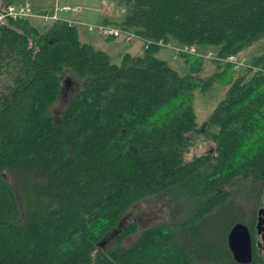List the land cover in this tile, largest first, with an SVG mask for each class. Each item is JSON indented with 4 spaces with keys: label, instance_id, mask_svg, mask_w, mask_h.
Instances as JSON below:
<instances>
[{
    "label": "trees",
    "instance_id": "1",
    "mask_svg": "<svg viewBox=\"0 0 264 264\" xmlns=\"http://www.w3.org/2000/svg\"><path fill=\"white\" fill-rule=\"evenodd\" d=\"M18 1L0 0V13ZM117 1L125 18L105 22L143 44L219 59L260 45L246 66L213 60L203 78L205 58L170 49L174 68L159 45L114 63L66 21L0 25V264H241L228 243L238 224L251 237L247 264H264V0ZM67 79L77 87L66 98ZM215 85L229 89L202 131L195 94ZM198 133L214 150L188 158ZM151 198L178 216L122 226Z\"/></svg>",
    "mask_w": 264,
    "mask_h": 264
},
{
    "label": "rangeland",
    "instance_id": "2",
    "mask_svg": "<svg viewBox=\"0 0 264 264\" xmlns=\"http://www.w3.org/2000/svg\"><path fill=\"white\" fill-rule=\"evenodd\" d=\"M19 1H21V0H19ZM31 1H32V5H33L34 11H35V13L34 12L33 13L36 16L37 15H43V16H50L51 17V16L56 14V10L58 9L59 16L61 18H65V17H62L63 15H71V14H74L75 12H77L81 9L83 10L85 5L86 6L87 5H95L99 2V0H31ZM101 2H102L101 11H103V10L107 11L108 9L116 10V15L118 18V19H116L117 20L116 22L121 23L120 20L123 19L126 16V13L128 12L126 5L120 4L117 0H107V1L101 0ZM81 3H83L84 6ZM65 8H70L69 14L61 12V10L65 9ZM102 18H103V22H101L100 25L117 27L113 24H110V23L107 24L106 22H104L107 20V18H106V16H104V14L102 12H100L99 13V20ZM67 19H69V18H67ZM33 20H36V22ZM33 20H32V22L35 23V25L36 24L38 25V28L40 31H46L51 25V22L45 23L43 20H41L39 18H35ZM72 23H75L72 26L80 24L77 22H72ZM84 27L87 28L89 32L101 34V33H98L97 31H91L90 27H88V26H84ZM118 28H120V27H118ZM121 29H123V28H121ZM122 38L124 39L125 42L126 41L127 42L132 41V40H127L124 37H119L116 39L123 40ZM84 41L86 42V40H84ZM259 45H260V43H257L253 47H251L250 49L244 51L239 56H235V57L239 60L245 59V65L244 66H246L247 60H249L250 57L257 52ZM95 47L98 50L102 49L101 46H95ZM115 47H119L120 51H122V52L124 51L123 46L114 45V46H111L109 48L111 50V52L114 50ZM164 49L161 50V52L159 54L160 58L168 61L174 68L178 67L180 65L179 64V58H177L176 55H174V58H171V56H170L171 50L170 49L164 50ZM103 51L106 52L107 50H103ZM115 51H117V52H112L113 55L111 58H112V61L114 63H119L121 57L118 55L119 54L118 50H115ZM132 51H134V50H132ZM198 52H200L203 55H207L209 53H212V52H201L200 50H198ZM139 54H140V52H138V51L132 52V55H134V56H138ZM229 58L230 57H228L226 59H229ZM214 60L218 61V57L215 56ZM212 61L213 60H211V59L205 58V63H204L205 68H204L203 73L201 74V76L203 78H208V77L214 75L215 72L217 71V65H215ZM233 65L235 66V64H233ZM244 66H241L240 68H242ZM240 68L237 69V67L235 66L236 70H239ZM186 72H187L186 69H182L181 74L184 75V74H186ZM71 86H72L71 90L67 91L68 93H66V95H65L66 98L71 97V95L74 94V90L77 87V85L74 84L73 82H72ZM228 89H229L228 85H222V86L221 85H215L207 93H202L200 91L196 92L195 101H194V109H195V112L197 115V123L199 126L198 127L199 130L203 131L204 126L208 122V120H209L211 114L213 113L215 107L220 103V101H222L225 98V95H226ZM63 108H64V106H63V103L61 101V103H59L56 107H54L52 109L53 115L59 116L61 114ZM191 137L195 139V143H196L197 147H194L192 149V152L188 155V158H192L193 155H203L209 151L214 150V147H213L214 144L211 141H208L206 139V137L202 136L200 133H198L197 135L194 134ZM263 206H264V202H263ZM178 210H179V208L174 204L170 205L166 198H151V199H148L146 201H143V202L135 205L132 209H130L127 212V214L125 215V218L122 222V226H125L129 223L134 222V223H138L141 227H148L150 225L157 224V223L171 222L178 216L177 215ZM213 238L214 239L216 238V240H218V224H216V227L214 228ZM261 239H262L261 236L258 237L259 242H262ZM262 244H263V242H262ZM261 250H262V253L264 254V248Z\"/></svg>",
    "mask_w": 264,
    "mask_h": 264
},
{
    "label": "crops",
    "instance_id": "3",
    "mask_svg": "<svg viewBox=\"0 0 264 264\" xmlns=\"http://www.w3.org/2000/svg\"><path fill=\"white\" fill-rule=\"evenodd\" d=\"M17 3H18L17 5H29V6H31L33 12L35 13L34 7L32 5V1L31 0H21V1H18ZM81 4L84 6L83 3H81ZM101 5H102L101 0H99V2L97 4H95V5H87V6L85 5L83 10L81 9V10H79V11H77L74 14H71V15H63L62 17H65V18H61L59 16V12H58V9H57L55 15H57L60 20L66 21L68 23H72V22L80 23L77 26L80 27L81 37L84 40H86V42L92 43L94 46H101V48L103 50H107L106 53H108L111 57L113 55L112 52H117L115 50H118V52H119L118 55L120 57H121L122 54H124L126 52L132 54V52H135V51L140 52L139 55H141L142 52H143L144 44L139 39H135V40H132V41H129V42H127V41L125 42L123 38H122L123 40H121V39L109 40V38L105 37V35L97 34V33H94V32H89L88 29L84 27V26H97V25H100V23L103 22V18L99 20V13L100 12H102L104 14V16H106V18H107L106 21L114 23V24L117 23L116 19H118V18H117V15H116V10L108 9L107 11L106 10L101 11ZM65 9H62L61 12L69 14V11H66ZM42 17H43V15H37V16L35 15V18L41 19ZM67 18H69V19H67ZM123 19H121L120 21L122 22ZM33 21L36 22V20H33ZM73 24H75V23H73ZM52 25H54V23H51L50 27ZM46 31H41V32H46ZM114 45L123 46L124 47L123 48L124 51L122 52V51H120L119 47H115L114 50L111 52V50L109 48L111 46H114ZM132 50H134V51H132ZM170 56H171V58H174L172 53H170Z\"/></svg>",
    "mask_w": 264,
    "mask_h": 264
},
{
    "label": "built area",
    "instance_id": "4",
    "mask_svg": "<svg viewBox=\"0 0 264 264\" xmlns=\"http://www.w3.org/2000/svg\"><path fill=\"white\" fill-rule=\"evenodd\" d=\"M66 11H70L69 8L65 9ZM35 15L33 13V10L31 6L29 5H11L8 7V9L5 12L0 13V25L6 24L9 20H19V19H34ZM45 23H55L59 21L60 19L58 18L57 15L54 16H43L41 18ZM70 25H73V23H69ZM90 27L91 31H97L98 33H101L105 36L112 37V38H119V37H124L127 40H135L139 39V37L132 31L129 30H123L118 27H112V26H106V25H97V26H88ZM141 40V39H139ZM144 44L148 48L151 45H159L161 47L167 48V49H172L174 50L177 54H189L193 55L196 57H203L206 59H211L214 60L215 56L212 53H209L207 55H203L195 47H188V46H182V47H174L171 44H165L162 41L155 42V41H145ZM218 61H223V62H230L235 64V66L240 68L241 66L245 65V59L244 60H239L235 56H231L229 59H219ZM257 71V70H256Z\"/></svg>",
    "mask_w": 264,
    "mask_h": 264
},
{
    "label": "water",
    "instance_id": "5",
    "mask_svg": "<svg viewBox=\"0 0 264 264\" xmlns=\"http://www.w3.org/2000/svg\"><path fill=\"white\" fill-rule=\"evenodd\" d=\"M72 81L67 79L65 85L67 90L71 89ZM257 234L263 242H258V246L261 249L264 248V208L259 212L258 224H257ZM229 248L234 256V259L241 263L247 264L252 261V243L248 228L243 224H238L230 233L229 238ZM262 251V250H261Z\"/></svg>",
    "mask_w": 264,
    "mask_h": 264
},
{
    "label": "flooded vegetation",
    "instance_id": "6",
    "mask_svg": "<svg viewBox=\"0 0 264 264\" xmlns=\"http://www.w3.org/2000/svg\"><path fill=\"white\" fill-rule=\"evenodd\" d=\"M258 218H259V216H258Z\"/></svg>",
    "mask_w": 264,
    "mask_h": 264
}]
</instances>
